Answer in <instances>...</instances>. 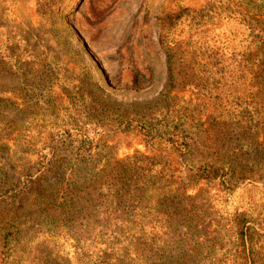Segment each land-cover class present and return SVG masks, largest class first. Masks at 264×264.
Returning <instances> with one entry per match:
<instances>
[{"label":"rangeland","instance_id":"rangeland-1","mask_svg":"<svg viewBox=\"0 0 264 264\" xmlns=\"http://www.w3.org/2000/svg\"><path fill=\"white\" fill-rule=\"evenodd\" d=\"M182 7L190 13L166 51L158 18ZM258 9L241 0H0V176L26 181L29 170L34 180L13 204L0 185V230L18 227L8 255L0 250L4 264H242L239 214L256 229L253 263L264 264ZM160 113L185 120L183 156L147 150L116 126ZM75 136L96 141L77 155ZM204 164L224 178H194Z\"/></svg>","mask_w":264,"mask_h":264},{"label":"trees","instance_id":"trees-1","mask_svg":"<svg viewBox=\"0 0 264 264\" xmlns=\"http://www.w3.org/2000/svg\"><path fill=\"white\" fill-rule=\"evenodd\" d=\"M246 2L248 6H256L259 7L258 10L264 12V0H241ZM190 13V9L186 7L179 8L174 11H169L163 13L158 18L159 28L161 30L160 34V44L166 51H168L167 47L169 43H173L177 41L172 35V31H174L175 26L183 19V17L187 16ZM168 57L170 60V53H168ZM160 117L155 118L151 117V119L146 120L145 122H140L138 125L130 126V123H125L122 120L118 121V129L123 132L134 131L140 134L141 142L144 144L147 150L152 152L158 151H167L171 153H176L177 155L183 156L190 147V132L188 131V127L185 126V120L180 118L181 116H174L169 114L160 113ZM194 118V116H192ZM93 122V121H92ZM94 141V137L85 138L81 136H75L72 139L71 149L76 151L77 155H84L87 150L80 151L82 144L84 142ZM96 141V140H95ZM89 150V149H88ZM96 155L97 152L93 151L89 153L91 157ZM106 170L107 168L104 167ZM26 181H23L20 178H15L12 182H6L3 179V176H0V185H4L1 188L4 189L5 193H9L10 198L7 203H16L19 199L26 193V191L30 188L29 186L32 184L33 175L31 171H26L24 173ZM223 169L214 166L212 164H204L202 166H198L195 169H191V175L197 179H204L207 182H214L216 180H221L224 178ZM28 175V176H27ZM108 177V176H107ZM14 181V182H13ZM250 220L244 214H239L236 220V238L239 241L241 247V253L244 257V263L242 264H254L251 254H252V240L254 239L253 234L256 232L254 226L250 223ZM4 227L0 230V250L6 256L8 255L6 249L9 246L10 239L12 236H15L18 233V227L13 225V223H3ZM3 255V256H4ZM2 256V255H1ZM0 264H4V259L0 258Z\"/></svg>","mask_w":264,"mask_h":264}]
</instances>
